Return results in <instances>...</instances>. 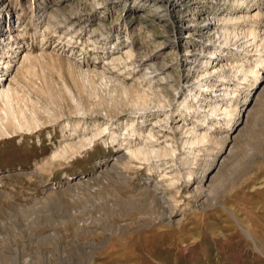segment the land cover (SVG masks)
I'll return each instance as SVG.
<instances>
[{
  "label": "rangeland",
  "instance_id": "1",
  "mask_svg": "<svg viewBox=\"0 0 264 264\" xmlns=\"http://www.w3.org/2000/svg\"><path fill=\"white\" fill-rule=\"evenodd\" d=\"M14 1L10 0L11 3ZM16 1L22 7L27 3L41 5L44 0ZM71 1L79 2L71 7ZM95 1L55 0L58 4H53L50 11L57 17L49 20V27L48 22L41 24L37 19L40 7L25 9L21 26L27 25L25 39L27 44L32 43L31 52L39 55L35 65L37 75L22 71L12 86L31 101L48 106L58 118L51 123L43 117L45 122L32 134L18 132L0 138V264H264V62L257 69L260 72L258 80L251 76L249 84H246L247 90L256 91L251 102H255V109L248 117L250 121L244 125V116H240L241 122L233 126L232 139L229 138L225 144L220 146L214 139L191 146L183 144L186 139L183 134L174 128L164 127V120L152 125L157 116L164 117L161 109L155 106L153 111L145 113L146 121L142 128L145 132L153 128L154 144H169L175 150L174 154L131 164L123 157L125 160H117V165L114 159L125 151V146H137L143 142L137 135L129 138L123 128L128 118L138 113L121 108L118 115V111L112 113L113 110H107L112 116L115 114L113 117L104 115L110 108L106 104L113 107L124 99L113 92L112 87L104 89L99 86V78L95 76L92 77L98 85L96 94L89 95V87L87 91L80 88L81 82L72 74L68 62L82 69L94 66L101 69L103 60L117 51V46L120 54L129 44L134 52L137 51L138 59L134 57L132 62L118 63L113 70L106 64L107 75L120 79L126 85L145 89L150 97L155 96L153 99L156 101L152 99L154 103L163 102L165 109L172 105V110L177 109L173 98L175 89L181 85L184 66L180 62L182 57L178 55L175 58L168 50L169 46L161 48L164 38L170 34L167 30L172 22L166 15L159 18L156 12L161 10L152 8L150 0H113L115 3L110 4L103 0V7ZM198 1L206 7L209 5L206 0ZM133 4L134 8L129 11ZM72 8L79 10L76 21L79 27L77 25L76 29L71 28L75 21L71 17H77L70 14L74 12ZM223 12L217 11L216 16ZM101 13L102 22L98 21ZM199 21L193 23L201 25L203 22ZM206 23L212 24L208 20L203 24ZM42 27L47 28L42 31ZM108 29H113L110 34ZM71 32H75L73 38ZM59 44L64 51L57 47ZM69 53L87 61V64H79L67 57ZM147 56L150 61L136 66ZM254 56H258L257 52L246 56L251 64L255 61ZM162 58L168 66L163 67V74L168 73L167 80L156 81L160 76L158 73L152 76L153 84L144 75L139 78L148 62L155 61L160 72ZM131 66L135 67L132 69ZM227 70V73H232ZM45 81L58 92L57 98L42 92ZM83 84L88 85L87 82ZM167 84L175 85L171 87L174 92ZM80 98L81 103L90 109L88 114L74 113L76 102L73 100ZM98 101H103V105H98ZM192 113L194 115V112L186 115V124L199 128L202 123L192 122ZM143 119L138 116L133 122L140 126ZM106 126L108 129L103 131L94 146L70 150L65 157L55 160L50 158L65 142L77 141L84 132L90 135L97 128ZM226 126V121L221 118L215 124V128L220 130ZM112 129L119 134V142H111L109 132ZM222 157L225 159L207 187L209 179H200L205 173L210 176L215 172L216 168L206 171ZM184 158L189 161L185 163ZM124 162L128 166H124ZM188 171L194 172L192 184L188 183ZM73 180L77 182L71 183ZM155 185L159 190L156 194L153 193ZM151 196L164 199H158V203ZM160 204H167L164 213L173 210L171 220L164 216L161 218Z\"/></svg>",
  "mask_w": 264,
  "mask_h": 264
},
{
  "label": "bare ground",
  "instance_id": "2",
  "mask_svg": "<svg viewBox=\"0 0 264 264\" xmlns=\"http://www.w3.org/2000/svg\"><path fill=\"white\" fill-rule=\"evenodd\" d=\"M54 1L55 0H51V2L50 0H44L41 2V5L37 3L36 4L27 3L24 6L20 7L19 4H17L16 0L13 3H11L10 0H0V138L7 137L10 134L11 135L18 134V132L19 133L26 132L27 134H32L33 132H35L33 130H35L37 127L41 126L45 122L44 118H46L47 122H51V121L54 122L58 118V116L55 115V112H51L48 106H41L40 104H38L39 102L35 100L34 102L31 101V98L28 99V97L18 92L12 86V83L13 81H15V78H17L18 73L22 71L25 73L30 72L32 73V75H33V72L36 73L35 65H37L36 63H37L38 56H39L38 54H33L31 52L33 48L32 45L27 48L26 39L24 36L26 34L24 29L27 25L25 27L23 26L20 27L24 20V15L26 14L25 9L33 7V10H34V6L40 7L39 9H41V11L39 13L40 15L37 16V19L39 22H41V24H43L44 22H48L47 27H49L51 25L50 23L51 21L49 22V20L55 19V17H57V15L51 14V11H50L53 7V4L54 5L58 4V2H54ZM98 1L99 0L95 1L96 4H99L101 7H103L104 5L103 0H101V2H98ZM105 1H108V4L113 3V2L115 3V1L113 0H105ZM150 1H151L152 8H154L155 10H161L160 13L156 12V15L159 18L163 19L165 18V15H166L167 17L170 18L172 22V25L167 30L168 32H170V34H168V36L166 37L164 36L165 42H162V45L160 43L161 48L162 46L163 47L169 46L168 50H170L172 54H174L175 58H177L178 55L182 57V60L180 59V62L184 66L182 68V71H183L182 76H181L182 81H181V85L178 86L179 85L178 84L177 85L178 88L175 89L176 91L174 94L175 95L174 98L172 97L173 104L175 103L177 109L172 110L170 107L172 105H169L170 108L168 107L165 109L166 107L165 104H163V102L161 101L154 103L153 100L155 99L153 98H155V96L151 95L152 97L151 98L149 96L150 94H148V92L145 89H139L137 87H134L131 84L126 85V83L121 81L120 79L107 75V72H108L107 71L108 67H106L107 65H110L113 70V68H116L118 63L132 62L133 61L132 58L134 57L136 60L138 59L136 58V55H135L137 51L134 52L133 46L129 44L127 45L126 49L123 50L120 54H118L119 47L116 45L117 51H113L112 53H110L108 58H106V60H103L104 65L102 64L103 67L101 69H99L97 66H94L91 69H88V68L82 69L81 67L79 68L74 65L73 67L71 66L72 63L69 61L71 64L70 65L68 62V66H70V69L72 70L71 71L72 74H74V77H76L77 80L81 82L80 88L82 90L87 91V88L89 87L88 88L89 95L96 94V86L98 85L95 84L94 82L93 77L95 76L99 78V82H98L99 86H102V88L104 89L107 87L108 88L112 87L113 92L119 93L121 98L124 99L121 103L114 102L115 104L113 107L106 104L107 107L108 108L110 107V108L106 110L103 109V111L105 110L104 115L106 116L111 115V113L107 112V110L110 112L113 110L112 113L113 112L116 113L118 111L117 112V115H118L120 113L119 110L121 108H123V110L125 108H128L131 110V112L138 113L137 116L130 115L132 116V118L131 117L128 118V121H130V123L126 121L123 128L128 133L129 138L137 135V137L141 138L143 142L138 144L137 146H130V145L125 146L124 148L125 151L120 153L119 156H117L116 159H114L116 162L117 160L119 161V159L121 158L122 159L127 158L126 162L128 164H131L135 161H141V160L148 162L149 160L153 158L156 159V158L168 156L170 154L172 155L174 154L175 150L169 144H166L163 146L161 145L157 146L156 144H154L153 141H155V133L153 132V128L149 129L146 132L142 128L143 126L142 123L146 121L145 113H147L149 110H152V108L155 106L156 108L158 107L161 109L160 111H162V114H164V117L163 118H158L159 116H157V118L154 117L156 118V120H154L152 125L159 124L160 122L164 120L165 121V122L163 121L165 123L164 127L168 126L169 128H174V130L180 131L183 134V137L186 138L182 143L189 144L190 146L197 145V144H203L205 142L212 141L213 139L216 140L217 143H220V146H222L227 141L232 139L231 133L235 129V128L233 129V126L237 122L238 123L241 122L239 121L240 116H244V125H246L248 123L247 120L250 121V119H248L250 113L255 109L254 107L255 102L253 103L251 102L253 101V98H254L253 96L256 91H250V89H248L249 90L248 91L246 89V86H247L246 84H249L250 82L249 80L251 76L253 77V79L255 78L256 81L258 80V77H260V72L257 69L259 66H262L261 64H263L264 62V59L262 58V55H261L262 50H263L262 48H264V1H261V0H206L207 3H209L207 7L204 6L205 4L203 5L201 4L202 1L199 2L198 0L196 1L195 0H150ZM72 2H73V5L71 7H74L79 1H71V3ZM128 3L129 2H127V4ZM226 5L228 6V8H225ZM234 6H236V8L238 9L236 8L234 9L233 8ZM133 8H134V4L133 6L129 8V11H132ZM72 9H74V12L72 11L73 13L71 12L70 14L77 15V17L76 16L71 17L75 19L74 23L72 21L74 27H71L69 25L68 26L69 28L71 27L73 29H76L78 25V22L76 21H77V18L79 17L77 11L79 10L76 9L77 11H75V8H72ZM27 10L29 11V9ZM217 11L218 12L224 11V12L216 16ZM14 13H16L17 16L16 18H12L13 21L11 22L12 19H10V17H12ZM45 13H48V14L45 15ZM197 15L201 16L199 18L200 21L198 20ZM102 17H103V13L98 15V21L101 20L102 22V19H103ZM19 18L20 20H18ZM60 18L63 19L64 16ZM211 18H214V19L210 20ZM206 20L211 21L212 24L211 23L203 24ZM194 21H199L203 23L201 25H195L193 23ZM15 23H18V24L14 25ZM5 25L8 26L6 27V29H5ZM70 25L72 24L70 23ZM47 27H44V28L42 27V31H44V29ZM36 28L37 27H35V29ZM108 28H111V27H108ZM60 29H63V26ZM73 29L71 30L73 31ZM112 30L113 29H108L109 34L112 32ZM61 31H62L61 33L64 32L63 30ZM80 31H82L81 27H80ZM147 32L149 33V30H147ZM74 34L75 32L73 33L72 38L73 36H75ZM67 36L69 37V35ZM61 37L62 35L60 36V38ZM125 38L127 37L124 36V39ZM77 39H78V36H77ZM60 43H63V42H60ZM65 45H68L67 42L65 43ZM59 46L60 44L57 47ZM61 48H62V45L59 47V49ZM62 51H64V48H62ZM254 52L255 53L257 52L258 56L257 57L254 56L255 61L254 63L251 64L248 61L250 58L248 59L246 56L249 54L252 55V53ZM72 56L73 54L69 53L67 57L75 59V61H77L79 64H82V65L87 64V61L85 60L83 61L82 58H77L75 56L73 57ZM197 56H200V57L198 58V60L195 61L194 59ZM152 59L154 58L152 57ZM146 60L150 61L151 58L148 56L142 58L141 62L136 66L145 65L143 61H146ZM161 62H163V65H162L160 72H158L155 67V61L146 63V67L144 68L145 70L143 71V73L141 72V74H139V78H140V75L141 76L144 75V77L147 78L149 82L152 81L151 83L153 84V82L155 81H153L154 79L151 80L153 78L152 76H156L158 73L160 74V76L158 77V79L157 78L155 79L156 81H162V80L165 81V79L167 80L168 73L163 74L165 70L163 69V67L166 66V62L165 60ZM95 67H97V69ZM134 67H132V69ZM167 67L168 66H166L165 68ZM227 69L232 71V73H227L228 72ZM262 78H264V76ZM178 80L179 79H177V81ZM83 82H87L88 85H84ZM44 83L45 85H44V88L42 89V92L45 91L46 93L49 94L51 98H54V99L57 98L58 97L56 94L57 91H54V89L52 88L53 86H50V84H48L49 82L45 81ZM167 86L171 88L172 86H175V85L171 86L167 84ZM173 89L171 88L172 91ZM153 92L154 91H152L151 94H153ZM261 92H262V89L257 94L258 97ZM108 97H111V96H108ZM73 101L76 102L74 113L76 112L77 114H82V115L89 113L90 109L86 108L83 105V103H81L82 101L81 98L78 100H73ZM101 104L103 105V101H98V105H101ZM165 110H169V112H166ZM174 110L176 111L175 115H173ZM121 112H122V109H121ZM191 112H194V115L192 113L194 117L192 122L197 123V121H199L200 123H202V125L199 128L197 126H194L193 124L190 126L186 124V120H187L186 115H189L188 113H191ZM153 114H157V113H152V115ZM114 115L115 114H113V116ZM138 116L141 118L144 117V119L141 120L140 126L133 122V119H135V117H138ZM149 116L150 115H148V117ZM220 118L225 120L227 123L226 128L223 127L226 129V130L224 129L225 131L220 130L221 128L220 129L215 128V124L218 123V119ZM117 124H115V126H117ZM106 129H108V126L104 128H97L96 130L92 131L90 135L85 134V132L82 135L79 134L80 138L77 141L65 142L60 150L59 149L55 150L52 156L51 157L49 156V157L55 160V158L63 157L65 153L71 152L70 150L75 151L78 148H82L85 146H89V145L94 146L95 143L97 142L96 140L101 138V134ZM70 135L72 136V133H70ZM109 135H110L111 142L115 140H118L119 142V138H118L119 134L114 129H112L109 132ZM193 152L195 151H189V153H193ZM224 159H225L224 157H222L221 159H217V160L215 159L216 163L212 165V167L209 170L206 171V172H209L211 169L216 168L215 172L210 174V176L209 174L205 172H204L205 174L202 175V179H200L201 181L204 179L205 181H207L209 179L207 187L210 186V182L216 177L217 171L222 165ZM183 160L185 161V163L189 161L187 158H184ZM49 161H52V160L49 159ZM127 163L124 162L123 163L125 164L124 166H128ZM117 165H118V162H117ZM40 167H43V166L40 165ZM193 173H194L193 171H188V177H189L188 183L189 184H192L194 182L195 178H192ZM65 182L67 184V180ZM76 182L77 181L74 182L73 180L71 183H76ZM153 190H154L153 193L155 194L159 191L156 185L153 186ZM146 191L148 192V190ZM153 197L155 196H151V198ZM155 199L156 200L159 199L163 201L164 197H161V196L155 197ZM155 199L153 198V200ZM159 200H158V203H160ZM166 205L160 204L158 206L160 208V211H159L160 216L161 218L164 216V218L171 220V218L174 215V212L172 210V211H169L168 213H164Z\"/></svg>",
  "mask_w": 264,
  "mask_h": 264
},
{
  "label": "built area",
  "instance_id": "3",
  "mask_svg": "<svg viewBox=\"0 0 264 264\" xmlns=\"http://www.w3.org/2000/svg\"><path fill=\"white\" fill-rule=\"evenodd\" d=\"M14 16H15V17H14ZM16 16H17L16 13H14L13 16L10 17V19H12V18H16ZM18 20H20V18H19ZM12 21H13V19L11 20V22H12ZM18 23H20V22H18ZM18 23H16V24H18ZM16 24H15V25H16ZM6 27H8V26L5 25V29H6ZM20 27H22V26H20ZM3 28H4V26H3ZM26 44H27V41H26ZM31 45H32L31 42H30L29 44H27V48L30 47Z\"/></svg>",
  "mask_w": 264,
  "mask_h": 264
}]
</instances>
